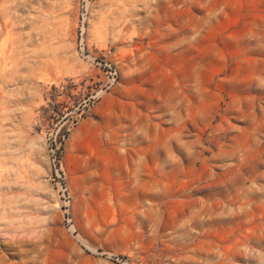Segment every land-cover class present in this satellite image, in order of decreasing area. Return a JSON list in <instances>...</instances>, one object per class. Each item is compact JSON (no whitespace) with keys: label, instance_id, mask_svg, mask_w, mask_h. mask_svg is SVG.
I'll return each instance as SVG.
<instances>
[{"label":"rangeland","instance_id":"1","mask_svg":"<svg viewBox=\"0 0 264 264\" xmlns=\"http://www.w3.org/2000/svg\"><path fill=\"white\" fill-rule=\"evenodd\" d=\"M0 264H264V0H0Z\"/></svg>","mask_w":264,"mask_h":264}]
</instances>
